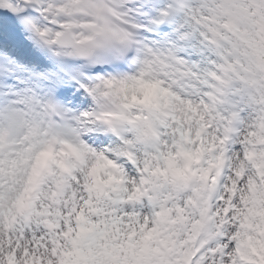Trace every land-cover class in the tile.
<instances>
[{"label":"snow or ice","instance_id":"1","mask_svg":"<svg viewBox=\"0 0 264 264\" xmlns=\"http://www.w3.org/2000/svg\"><path fill=\"white\" fill-rule=\"evenodd\" d=\"M0 264H264V0H0Z\"/></svg>","mask_w":264,"mask_h":264}]
</instances>
